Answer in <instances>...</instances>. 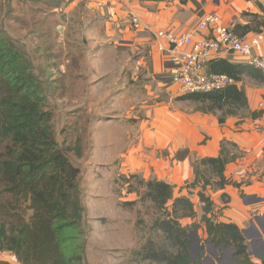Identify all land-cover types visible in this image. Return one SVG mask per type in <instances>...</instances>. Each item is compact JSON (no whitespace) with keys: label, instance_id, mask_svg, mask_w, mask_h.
<instances>
[{"label":"trees","instance_id":"obj_1","mask_svg":"<svg viewBox=\"0 0 264 264\" xmlns=\"http://www.w3.org/2000/svg\"><path fill=\"white\" fill-rule=\"evenodd\" d=\"M259 8L262 14L243 13L252 20L244 26H235L238 33L264 29V6L260 4ZM253 23L258 24V30L252 28ZM26 46L0 26V252L14 253L22 264H87L83 228L86 208L79 183L81 170L68 156L71 150L80 156L82 146H67L66 137L62 143L58 141L53 126L54 113L50 109V94L56 82L51 54L45 45L39 46L36 65L32 57L27 58ZM208 70L227 74L236 82H241L244 76L263 81L258 69L227 58L210 60ZM182 96L180 100L202 103L204 107L199 110L216 115L220 125L239 112L254 119L263 114L262 110L250 111L246 91L238 83L221 91ZM65 132L64 128L62 133ZM239 150L238 144L224 139L220 156L197 160L196 177L189 186L202 188L199 191L204 204L201 221L210 241L216 246L231 248L233 264H264V260L252 259L247 237L237 224L209 216L214 203L205 193L208 188L224 189L227 185L240 187L242 184L230 181L225 175L227 165L242 157ZM200 166L205 167V172ZM206 172L213 174L215 187ZM141 182L146 189L145 198L157 208L167 210L168 202L174 198L175 186L158 178ZM223 197L229 199L227 194ZM195 216L190 197H176L171 214L155 222L176 249H159L149 242L145 250L136 251L135 255L161 264H204L201 256L193 257L190 230L180 223L182 218ZM75 242L77 244L68 252L66 246ZM0 264L12 263L0 260Z\"/></svg>","mask_w":264,"mask_h":264},{"label":"rangeland","instance_id":"obj_2","mask_svg":"<svg viewBox=\"0 0 264 264\" xmlns=\"http://www.w3.org/2000/svg\"><path fill=\"white\" fill-rule=\"evenodd\" d=\"M87 1L73 5V0H0V26L18 43L27 45V58L32 57L36 65L39 46L45 45L51 54L56 82L50 94V109L54 113L56 137L60 143L66 137L67 146H82L80 156L73 150L68 152V156L81 170L79 183L86 208L83 222L86 263L161 264L151 259L142 260L135 253L145 250L149 242L159 249H176L166 239L164 232L155 226V222L158 218L167 217L169 212L171 214L173 200L183 196V191L178 190L179 186L174 187V198L168 202L167 210L157 208L150 199L145 198L146 189L141 182L142 179L147 181L156 176H145L139 170L129 169L123 164L122 155L133 141L139 143L142 134L140 122L146 119L141 109L155 104L154 101L160 104V108L169 106L183 112H201L199 109L204 106L202 103L180 100L183 96L176 93L169 99L168 94L163 95L166 91H162L160 99L151 100L146 97L148 92L145 85L134 83V80L124 86L129 82L131 71L123 63L138 61L141 54L130 51L128 46L112 42L119 37H111L105 30H100L106 15L94 13ZM247 17L252 20L250 16ZM252 28L258 30V24L253 23ZM110 60L118 74H121L120 70L124 71L119 81H112L107 87L105 66ZM94 64L98 66L94 68ZM35 73L38 74V71L35 70ZM245 79L250 86L263 84V81L249 76H245ZM129 87H134L130 95L136 97V107L132 117L128 118L117 107L121 104V91L124 90L122 95L125 97L128 92L126 88ZM116 97L117 106H113ZM116 109L118 112H115ZM239 113L230 117H248ZM64 128L65 134L62 133ZM230 149L236 152L234 148ZM238 154L244 155L241 150ZM261 163L264 166V159ZM200 167L205 172V167ZM207 175L211 176L212 186L215 187L213 174L208 172ZM196 190L189 192L196 216L180 219V223L190 230L192 255L195 259L201 256L204 264H233L234 251L210 241L205 224L201 221L204 204ZM220 200L221 204L229 201L225 197ZM213 203L209 216L219 220L224 214L221 204L216 203L215 197ZM76 244L67 245V251H71ZM13 255L10 251H2L0 260L22 264L13 259Z\"/></svg>","mask_w":264,"mask_h":264},{"label":"crops","instance_id":"obj_3","mask_svg":"<svg viewBox=\"0 0 264 264\" xmlns=\"http://www.w3.org/2000/svg\"><path fill=\"white\" fill-rule=\"evenodd\" d=\"M81 1L73 0V5ZM87 3L94 13L106 15L100 30H105L111 37H119L112 42L141 54L140 60L123 63L131 71L129 82L124 86L132 80L145 85L146 97L151 100L160 99L162 91H166L163 95L168 94L169 99L175 93L181 95L179 86L172 80L173 64L166 57L165 50H160V45L167 49L169 45L162 38L156 39L155 33H187L210 13H217L225 25L244 26L250 20L243 13L262 14L259 5L264 6V0H88ZM133 16L141 19L140 28L133 26ZM262 52L264 54V47ZM219 58L239 63V58L233 53H221ZM97 66L94 64V68ZM105 68L108 87L112 81L120 80L124 70L118 74L111 60ZM246 83L244 76L238 85L246 91L250 111L262 110L261 117H229L224 125H220L216 115L183 112L169 106L160 108V104L154 101L155 104L141 109L146 119L140 122L142 134L139 143L133 141L122 157L123 164L129 169L169 181L175 187L179 186L178 190L182 189L183 196H189L194 189L197 193L202 190L199 185L189 186L196 177L197 160L220 156L224 139L238 144L245 156L229 163L225 175L230 181L242 183L241 186L227 185L224 189H209L205 193L212 196V201L215 197L218 204H221L223 194L229 196V201L221 204L224 214L219 220L233 222L242 229L250 255L258 261L264 260V166L261 163L264 159V80L259 85ZM133 88H126L125 97L122 95L124 90L121 91V104L117 107L128 118L132 117L136 107V97L130 95ZM117 99L113 106H117Z\"/></svg>","mask_w":264,"mask_h":264},{"label":"built area","instance_id":"obj_4","mask_svg":"<svg viewBox=\"0 0 264 264\" xmlns=\"http://www.w3.org/2000/svg\"><path fill=\"white\" fill-rule=\"evenodd\" d=\"M131 22L135 28H140L138 16H133ZM154 36L169 45L168 49L160 45V50H165L173 64L172 80L179 86L181 95L216 92L239 84L227 74L208 70V62L224 52L233 53L239 63L258 69L264 80V29L240 34L234 26L223 24L217 13H210L187 33L158 31ZM13 259H17L15 255Z\"/></svg>","mask_w":264,"mask_h":264},{"label":"water","instance_id":"obj_5","mask_svg":"<svg viewBox=\"0 0 264 264\" xmlns=\"http://www.w3.org/2000/svg\"><path fill=\"white\" fill-rule=\"evenodd\" d=\"M190 237H191V234H190Z\"/></svg>","mask_w":264,"mask_h":264}]
</instances>
